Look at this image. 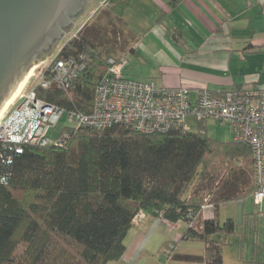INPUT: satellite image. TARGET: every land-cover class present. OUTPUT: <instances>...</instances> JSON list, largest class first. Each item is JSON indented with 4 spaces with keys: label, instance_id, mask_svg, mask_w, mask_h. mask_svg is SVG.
<instances>
[{
    "label": "trees",
    "instance_id": "trees-1",
    "mask_svg": "<svg viewBox=\"0 0 264 264\" xmlns=\"http://www.w3.org/2000/svg\"><path fill=\"white\" fill-rule=\"evenodd\" d=\"M132 2L110 0L108 6L123 19ZM113 54L84 30L58 55H86L83 74L68 91L38 87L37 98L66 112L92 114ZM204 125L196 132L174 125L165 133L143 134L124 125L97 130L69 123L60 131L67 135L62 147L24 146L16 152L0 144V264L118 262L143 216L186 222L182 240L204 246L203 256H177L176 244H164V253L174 246L175 260L224 264V249L237 246L241 263L263 264L245 260L248 246L263 254L253 214L240 224L202 218L208 205L225 207L255 191L254 177L241 188L235 183L253 171L250 146L217 141Z\"/></svg>",
    "mask_w": 264,
    "mask_h": 264
},
{
    "label": "crops",
    "instance_id": "crops-1",
    "mask_svg": "<svg viewBox=\"0 0 264 264\" xmlns=\"http://www.w3.org/2000/svg\"><path fill=\"white\" fill-rule=\"evenodd\" d=\"M137 2L133 0L131 6ZM144 2L152 14L149 19H155L153 27L148 31L145 29L143 36L135 33L131 60H127L129 54L121 49V53L114 56L126 58L128 65L123 72L126 77L155 81L166 88L189 87L194 100L200 88L211 92L264 88V0ZM137 61H143V67L138 69ZM252 173L247 171L237 176L236 185L241 188L245 182L249 183L251 178L253 180ZM250 199L231 203L223 209L232 207L225 216L239 224L245 215H254L263 254L254 253L252 246H248V260L255 258L264 264V234L259 225V219L264 218V209L258 210V206L263 204L264 207V202L256 205L252 197L253 204L249 205ZM220 211V208L208 205L202 218L220 221ZM187 229L186 222L173 224L143 216L126 238L123 258L109 264H163L164 244H176L177 252ZM203 255L204 250L199 256Z\"/></svg>",
    "mask_w": 264,
    "mask_h": 264
},
{
    "label": "built area",
    "instance_id": "built-area-1",
    "mask_svg": "<svg viewBox=\"0 0 264 264\" xmlns=\"http://www.w3.org/2000/svg\"><path fill=\"white\" fill-rule=\"evenodd\" d=\"M86 55L57 58L44 73L42 88L52 85L68 91L86 69ZM109 73L96 90L90 115L66 112L37 98L36 92L23 97L18 108L0 123V144L21 152L24 146H64L67 135L56 129L66 115L75 128L110 129L124 125L143 134L165 133L174 125L189 128L196 123H221L231 130L232 140L247 144L253 152L256 205L264 202V88L240 91L206 88L197 90L195 100L189 87L166 88L155 81H140L124 75L126 58H110ZM48 76V77H46ZM137 223V220H136ZM174 246L166 251L167 260Z\"/></svg>",
    "mask_w": 264,
    "mask_h": 264
},
{
    "label": "rangeland",
    "instance_id": "rangeland-1",
    "mask_svg": "<svg viewBox=\"0 0 264 264\" xmlns=\"http://www.w3.org/2000/svg\"><path fill=\"white\" fill-rule=\"evenodd\" d=\"M109 2L110 0H88L85 12L71 25V27L64 33L57 44L33 66L27 79L24 81V83H26L20 92V95L3 113L2 117L0 118V123L5 121L18 108L25 95L36 92L38 87L42 88V85L45 82L44 73L47 69V66L55 61L58 58L61 50L67 44H69L70 41L82 34L84 30L92 33V36L94 35V37L101 41L103 46L110 47L112 51H114V56L119 55L121 50H123L124 53L129 54L127 60H131V58H133L131 56L130 50L133 48L135 43V33H139L140 36H143V31L145 29V31H148L153 27V21L155 19H149L152 14H150L151 12L147 10V7L149 6L144 2V0H138V2L133 5V7L130 5L131 7H129V9L126 11L123 19H118L113 13H111L110 7L108 6ZM143 64V61H137L136 67H143ZM145 68L150 70L148 66H145ZM67 126H69L68 117L64 116L57 131L60 132L63 130V127ZM188 126H190L191 130L194 132L200 130V127L193 119L188 120ZM204 126L207 127L206 129L208 135L211 138L222 143L232 141L231 130L229 127L221 123L214 122H208L207 124L205 123ZM250 198H248L250 199L248 203L249 205H252L253 199L252 197ZM223 208L224 207H220V223L222 224L227 220L225 213H229L228 211H230L232 207H228L226 210ZM263 209V204L258 206V210L263 211ZM259 222L261 232L264 234V218L259 219ZM203 250L204 246L200 243L182 241V243L178 246L176 255L199 256ZM244 253L246 255L245 260L247 261L250 259L247 249L244 250ZM225 257L226 264H238V262L239 264H243L240 261L239 248L237 246L226 247ZM162 260L163 264H191L180 262L173 258L167 260L165 253H163Z\"/></svg>",
    "mask_w": 264,
    "mask_h": 264
},
{
    "label": "water",
    "instance_id": "water-1",
    "mask_svg": "<svg viewBox=\"0 0 264 264\" xmlns=\"http://www.w3.org/2000/svg\"><path fill=\"white\" fill-rule=\"evenodd\" d=\"M88 0H0V112Z\"/></svg>",
    "mask_w": 264,
    "mask_h": 264
},
{
    "label": "bare ground",
    "instance_id": "bare-ground-1",
    "mask_svg": "<svg viewBox=\"0 0 264 264\" xmlns=\"http://www.w3.org/2000/svg\"><path fill=\"white\" fill-rule=\"evenodd\" d=\"M28 77V76H27ZM27 77L25 78V80L27 79ZM24 80V81H25ZM24 81L21 83V85L18 87V90L16 91V93L12 96V98L7 102L6 106L2 109V111L0 112V118L2 117L3 113L6 111V109L10 106V104L12 102H14L18 96L20 95V92L22 91V89L24 88ZM24 83V84H23Z\"/></svg>",
    "mask_w": 264,
    "mask_h": 264
},
{
    "label": "flooded vegetation",
    "instance_id": "flooded-vegetation-1",
    "mask_svg": "<svg viewBox=\"0 0 264 264\" xmlns=\"http://www.w3.org/2000/svg\"><path fill=\"white\" fill-rule=\"evenodd\" d=\"M87 5V4H86ZM75 21H73V23H74Z\"/></svg>",
    "mask_w": 264,
    "mask_h": 264
}]
</instances>
